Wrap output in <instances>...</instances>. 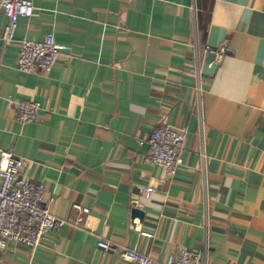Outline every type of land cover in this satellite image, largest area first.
<instances>
[{"label":"crops","instance_id":"1","mask_svg":"<svg viewBox=\"0 0 264 264\" xmlns=\"http://www.w3.org/2000/svg\"><path fill=\"white\" fill-rule=\"evenodd\" d=\"M34 6L11 42L0 9V152L23 158L21 174L45 184L54 214L81 222L35 249L10 243L4 264H135L124 247L160 261L187 247L193 264H264V0ZM48 32L61 58L50 71L20 69V41ZM206 45L223 51L208 75ZM29 98L41 105L22 123L15 101ZM164 124L183 128L186 142L162 182L147 139Z\"/></svg>","mask_w":264,"mask_h":264},{"label":"built area","instance_id":"2","mask_svg":"<svg viewBox=\"0 0 264 264\" xmlns=\"http://www.w3.org/2000/svg\"><path fill=\"white\" fill-rule=\"evenodd\" d=\"M0 9L7 17L3 39L11 42L15 40L19 19L30 17L34 13V0H0ZM206 49L215 51L216 61L223 55L220 48L213 50L210 45H206ZM61 56L54 33L48 32L40 40L20 41L17 65L28 72L50 71ZM194 70L200 79V67L197 66ZM197 89L200 93L199 84ZM40 105V100L36 98L16 100V118L22 123L34 121ZM147 141L151 161L160 165L164 171L165 175L160 180L165 182L168 177H174L182 163L181 150L186 142L185 130L166 124L157 125ZM22 164L21 156L8 150L0 152V264H4L3 253L10 243L25 244L35 249L42 244L50 231L58 230L68 223L78 225L81 222V218L71 220L54 214L44 195L45 184L34 182L29 176L21 174ZM144 189L149 196L152 192L151 186ZM80 211L88 213L89 208L82 207ZM143 234L151 236L150 232ZM98 246L114 249L112 243L105 239L99 240ZM120 257L135 264H193L197 258L195 252L187 247H180L175 256L166 261L129 247L122 248Z\"/></svg>","mask_w":264,"mask_h":264},{"label":"water","instance_id":"3","mask_svg":"<svg viewBox=\"0 0 264 264\" xmlns=\"http://www.w3.org/2000/svg\"><path fill=\"white\" fill-rule=\"evenodd\" d=\"M224 51H226V50H224ZM214 58H215V52H213V51H210L206 55L205 62L203 64V69H202V72L204 74H207V75L208 74H212V73H214L217 70V68L219 66V63L218 62H214L213 61ZM132 215H133V217H137L138 216L139 218H142L143 210L138 208V207H134L132 209Z\"/></svg>","mask_w":264,"mask_h":264}]
</instances>
